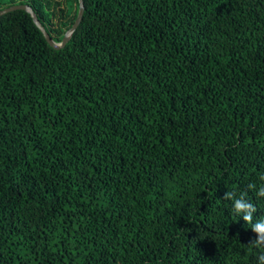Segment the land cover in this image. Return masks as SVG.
Listing matches in <instances>:
<instances>
[{
    "label": "trees",
    "instance_id": "16d2710c",
    "mask_svg": "<svg viewBox=\"0 0 264 264\" xmlns=\"http://www.w3.org/2000/svg\"><path fill=\"white\" fill-rule=\"evenodd\" d=\"M81 1L0 15V264H264V0Z\"/></svg>",
    "mask_w": 264,
    "mask_h": 264
},
{
    "label": "water",
    "instance_id": "95a60500",
    "mask_svg": "<svg viewBox=\"0 0 264 264\" xmlns=\"http://www.w3.org/2000/svg\"><path fill=\"white\" fill-rule=\"evenodd\" d=\"M15 9H23L24 11H26L33 23L36 25V27L41 31L44 39L46 40V42L53 48L58 49L63 47V45L65 44V42L69 39L72 31L74 30V28L76 27V25L78 24L80 17H81V13H82V1L78 0V9H77V13L76 16L74 18L73 23L71 24V26L64 32L61 40L59 42H55L53 41L48 34L45 32L44 28L42 27V25L39 23V21L37 20L33 10L30 8V6H28L27 4H15V5H10L8 7L2 8L0 9V15L3 13H6L8 11L11 10H15Z\"/></svg>",
    "mask_w": 264,
    "mask_h": 264
},
{
    "label": "clouds",
    "instance_id": "9594fccd",
    "mask_svg": "<svg viewBox=\"0 0 264 264\" xmlns=\"http://www.w3.org/2000/svg\"><path fill=\"white\" fill-rule=\"evenodd\" d=\"M261 243H264V238L257 240L255 246H259Z\"/></svg>",
    "mask_w": 264,
    "mask_h": 264
}]
</instances>
